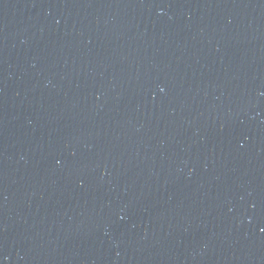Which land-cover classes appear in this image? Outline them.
Returning <instances> with one entry per match:
<instances>
[{
  "label": "water",
  "instance_id": "obj_1",
  "mask_svg": "<svg viewBox=\"0 0 264 264\" xmlns=\"http://www.w3.org/2000/svg\"><path fill=\"white\" fill-rule=\"evenodd\" d=\"M0 264H264V0H0Z\"/></svg>",
  "mask_w": 264,
  "mask_h": 264
}]
</instances>
